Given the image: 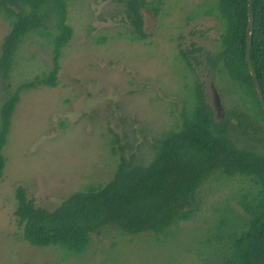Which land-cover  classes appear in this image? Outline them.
<instances>
[{
	"label": "rangeland",
	"instance_id": "rangeland-1",
	"mask_svg": "<svg viewBox=\"0 0 264 264\" xmlns=\"http://www.w3.org/2000/svg\"><path fill=\"white\" fill-rule=\"evenodd\" d=\"M203 1L148 3L142 10L148 36L133 39L124 3L65 0L72 32L61 48L57 84L22 89L10 116L2 149L0 264H205L201 255H210L216 241L205 246L203 238L218 218L215 206L243 186L237 176L206 181L198 195L201 208L190 220L172 227L174 234L128 235L106 226L80 251L30 246L13 214L18 185L35 205L52 210L88 184L109 182L117 167L112 137L128 158L150 161L151 143L180 123L192 89L185 85H193V71L178 46L212 49L217 43L221 25L203 13ZM9 30L0 9V44ZM52 57L47 33L26 35L7 77L0 72V106L9 92L48 71ZM195 69L216 115L224 116L230 94L202 66ZM228 204L242 213L236 199ZM217 245L225 250L223 241Z\"/></svg>",
	"mask_w": 264,
	"mask_h": 264
},
{
	"label": "trees",
	"instance_id": "trees-1",
	"mask_svg": "<svg viewBox=\"0 0 264 264\" xmlns=\"http://www.w3.org/2000/svg\"><path fill=\"white\" fill-rule=\"evenodd\" d=\"M118 1L125 5L132 38L147 37L142 10L161 0ZM203 4V13L213 15L221 30L212 49L181 47L178 43V51L194 75L193 85H185L192 89L180 112V123L151 143L152 157L147 163L125 156L124 147L116 146L117 138L112 137L117 167L111 180L70 193L52 210L35 205L26 189L18 185L13 214L30 246L85 250L92 245L93 235L106 226L128 235L174 234L169 231L172 227L190 220L201 208L198 195L206 181L237 176L243 186L238 194L215 206L218 218L203 244L216 242L210 255L201 256L206 257L205 264H264V108L245 60L248 0H204ZM0 9L10 24L0 44L4 77L17 48L31 32L47 33L53 53L48 71L20 84L1 103V180L5 164L2 149L19 93L38 84H57L61 48L72 28L66 22L65 0H0ZM252 13L250 57L264 97V0H252ZM195 66H202L214 83L219 82L230 94L224 116L216 115ZM231 198L236 199L242 213L228 204ZM218 241L224 242V251Z\"/></svg>",
	"mask_w": 264,
	"mask_h": 264
},
{
	"label": "water",
	"instance_id": "water-1",
	"mask_svg": "<svg viewBox=\"0 0 264 264\" xmlns=\"http://www.w3.org/2000/svg\"><path fill=\"white\" fill-rule=\"evenodd\" d=\"M253 19L254 18H253V13H252V0H248V22L245 27V32H246L245 60L249 68V72L251 75V79H252L255 91L258 95V98L260 100L262 107L264 108V97L262 95L261 88L258 82V78L254 70V67L252 65L251 57H250V43H251L252 32H253Z\"/></svg>",
	"mask_w": 264,
	"mask_h": 264
}]
</instances>
